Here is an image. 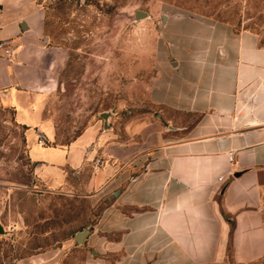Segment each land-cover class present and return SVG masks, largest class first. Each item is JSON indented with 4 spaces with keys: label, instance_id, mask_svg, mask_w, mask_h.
Masks as SVG:
<instances>
[{
    "label": "crops",
    "instance_id": "obj_1",
    "mask_svg": "<svg viewBox=\"0 0 264 264\" xmlns=\"http://www.w3.org/2000/svg\"><path fill=\"white\" fill-rule=\"evenodd\" d=\"M163 14L148 97L181 115L152 136L139 137L150 130L144 123L95 122L47 143L56 138L44 108L57 53L40 38L35 0H0V108L26 125L29 158L48 189L80 188L99 205L83 227L82 264H217L228 248L236 262L258 260L264 43L229 20L173 7Z\"/></svg>",
    "mask_w": 264,
    "mask_h": 264
},
{
    "label": "rangeland",
    "instance_id": "obj_2",
    "mask_svg": "<svg viewBox=\"0 0 264 264\" xmlns=\"http://www.w3.org/2000/svg\"><path fill=\"white\" fill-rule=\"evenodd\" d=\"M35 2L42 11L40 38L57 53L55 86L44 108L56 129L49 144L66 142L95 122L115 128L144 123L150 130L139 137H150L169 124L168 116L181 115L148 97L161 17L170 7L248 26L264 43V0ZM24 132L12 110L0 108V264H82L85 251L73 235L94 220L99 205L80 188L48 189L29 158ZM217 264H264V256L246 263L227 256Z\"/></svg>",
    "mask_w": 264,
    "mask_h": 264
},
{
    "label": "water",
    "instance_id": "obj_3",
    "mask_svg": "<svg viewBox=\"0 0 264 264\" xmlns=\"http://www.w3.org/2000/svg\"><path fill=\"white\" fill-rule=\"evenodd\" d=\"M137 13H138V16H144L145 15V12H143L142 10H139ZM162 17H163V19H165L166 15L163 14ZM104 116L106 117V114H104ZM87 233H88L87 228L77 230L73 235L75 242H77V243L83 242V239L87 235Z\"/></svg>",
    "mask_w": 264,
    "mask_h": 264
},
{
    "label": "built area",
    "instance_id": "obj_4",
    "mask_svg": "<svg viewBox=\"0 0 264 264\" xmlns=\"http://www.w3.org/2000/svg\"><path fill=\"white\" fill-rule=\"evenodd\" d=\"M6 43H7V42H1L0 44H1V45H6ZM12 53H13V49H12V47H10V46L5 47V54H6L7 56H11ZM232 157H233V151H229V153H228V158H229V160H231ZM100 163H101L100 159L97 158V159H96V165H99Z\"/></svg>",
    "mask_w": 264,
    "mask_h": 264
},
{
    "label": "trees",
    "instance_id": "obj_5",
    "mask_svg": "<svg viewBox=\"0 0 264 264\" xmlns=\"http://www.w3.org/2000/svg\"><path fill=\"white\" fill-rule=\"evenodd\" d=\"M13 112V111H12ZM23 125V127L26 129V125H24V124H22ZM24 140H25V137H24ZM227 256H230V257H232L231 256V249L230 248H228V254H227Z\"/></svg>",
    "mask_w": 264,
    "mask_h": 264
}]
</instances>
